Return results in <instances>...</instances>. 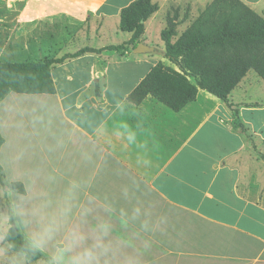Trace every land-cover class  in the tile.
<instances>
[{"label": "crops", "instance_id": "1", "mask_svg": "<svg viewBox=\"0 0 264 264\" xmlns=\"http://www.w3.org/2000/svg\"><path fill=\"white\" fill-rule=\"evenodd\" d=\"M134 1L0 0V30L8 27L10 45L17 44L15 55L25 57L23 62L118 46L131 39L119 24L121 11ZM152 1L159 9L146 22L142 43L155 52L104 51L66 60L51 68L55 93L36 95L49 101L57 123L66 121L84 141L96 140V130L104 128V185L127 187L131 204L150 206L160 219L150 257L154 264H264V201L251 188L253 174L240 164V155L264 147V83L250 71L229 98L255 148L234 128L233 111L203 90L179 112L151 95L139 105L130 102L158 63L177 70L158 44L168 17L177 13L181 22L177 11L184 1L192 14L194 3L207 6L213 0ZM241 1L264 17V0ZM59 26L66 35L57 46ZM78 36L85 44L66 50ZM117 131L125 137L134 133V141L117 139Z\"/></svg>", "mask_w": 264, "mask_h": 264}, {"label": "clouds", "instance_id": "2", "mask_svg": "<svg viewBox=\"0 0 264 264\" xmlns=\"http://www.w3.org/2000/svg\"><path fill=\"white\" fill-rule=\"evenodd\" d=\"M104 136L79 138L40 96L0 100V264H154L160 219L104 185Z\"/></svg>", "mask_w": 264, "mask_h": 264}, {"label": "trees", "instance_id": "3", "mask_svg": "<svg viewBox=\"0 0 264 264\" xmlns=\"http://www.w3.org/2000/svg\"><path fill=\"white\" fill-rule=\"evenodd\" d=\"M159 7L152 0H135L120 14L119 29L131 34L127 43L95 49L84 47L61 58L35 62H0V100L11 92L54 94L51 68L88 53L114 51L124 55L143 42L148 19ZM177 13L168 17L161 32L164 58L177 70L162 62L154 66L129 96L136 105L149 95L174 112L196 101L203 90L224 102L234 113V128L243 133L255 148L252 135L238 118L230 94L255 72L264 80V17L241 0H213L178 36ZM3 144V140H0ZM3 173L0 172V180Z\"/></svg>", "mask_w": 264, "mask_h": 264}, {"label": "rangeland", "instance_id": "4", "mask_svg": "<svg viewBox=\"0 0 264 264\" xmlns=\"http://www.w3.org/2000/svg\"><path fill=\"white\" fill-rule=\"evenodd\" d=\"M1 4L6 5L4 1H2ZM181 5L182 6H180L177 12H178L180 19H183V20L181 22H177L179 25V27L177 26L178 36L180 35V32H183L186 26L188 28L191 25V23L194 22V20L200 15V13L207 7L205 5L202 6L200 4L194 3L193 9H196V10L195 12L190 14V10L192 9V7L190 5L189 11H188V1L182 2ZM172 12L170 14H172ZM73 29H75L76 32H80L81 30L80 26H75L73 27ZM65 32H66V28L62 26H59L55 30V38H56L55 43L57 46L62 44L61 42L64 40V36L66 35ZM9 37H10V30L8 29V27L2 26L0 30V62H23L25 61L26 60L25 57L15 55L18 52V50H15V47H17L16 46L17 44L13 45L11 43L12 45H10ZM74 37L76 38V36ZM68 41L69 40H65L66 43L64 44L65 45L69 44L70 41L69 42ZM90 42H93L94 44H100L98 43V41L92 40ZM84 44L85 43L82 41V38L78 36V38L74 42H72L70 45H67L65 49L71 51V50H74L76 48L83 46ZM158 44L164 45V43L161 42V40H159ZM253 73L255 72L252 71L251 75H254ZM261 81L262 83H264V80L261 79ZM11 94L22 95V94H17V93H11ZM257 147L258 149L256 151H253V150H252L253 152L246 151V153H243L242 155H240V159H241L240 164H241V168L244 173L251 172V174H253L254 179H253V182L251 183V188L252 187L254 188L255 196L259 198V200L264 201V147L261 145H257Z\"/></svg>", "mask_w": 264, "mask_h": 264}, {"label": "water", "instance_id": "5", "mask_svg": "<svg viewBox=\"0 0 264 264\" xmlns=\"http://www.w3.org/2000/svg\"><path fill=\"white\" fill-rule=\"evenodd\" d=\"M155 52V49L153 47H150L144 43H139L135 49H134V53L135 54H148V53H152Z\"/></svg>", "mask_w": 264, "mask_h": 264}]
</instances>
